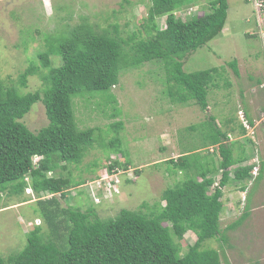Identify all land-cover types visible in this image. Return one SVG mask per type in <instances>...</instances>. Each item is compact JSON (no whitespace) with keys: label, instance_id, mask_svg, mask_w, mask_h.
I'll list each match as a JSON object with an SVG mask.
<instances>
[{"label":"rangeland","instance_id":"obj_1","mask_svg":"<svg viewBox=\"0 0 264 264\" xmlns=\"http://www.w3.org/2000/svg\"><path fill=\"white\" fill-rule=\"evenodd\" d=\"M207 2L197 1L175 15L182 20L201 16L209 9ZM149 5L150 0H0V83L4 88L16 87L20 93L41 89L39 74L45 70L41 69L37 55L45 52L51 66H59L60 58L48 40L77 25H87L95 32L107 31L124 41L131 36L145 39ZM227 5L224 32L183 58L185 73L219 70L215 86L207 90L206 111L193 102L177 104L169 100L163 64L157 61L125 68L118 85L108 93L73 100L76 125L81 130L94 129V143L79 164L62 162L47 174L61 175L70 181L64 198L53 197L58 210L90 209L97 219L107 220L121 209L136 210L143 202L149 206L155 202L163 205V190L184 179L180 170L171 169L168 160L195 152L200 161L206 159L209 168L219 161L216 147L201 145L203 124L211 115L227 133L226 143L231 145L234 158L248 157L238 165H252L256 169L250 180L243 183L245 191H241L239 183L222 189L223 210L218 229L220 233L226 232L228 242L221 244L217 238L202 246L216 249L221 264H264V88L259 85L264 80V49L258 26L261 8L252 0H227ZM156 23L161 29L166 26L164 17ZM233 60L238 76L228 66ZM30 65L38 73L28 77L26 87L21 88L18 78ZM111 96L116 99L115 107L106 102ZM114 108L119 110L115 116ZM241 111L251 122L248 129L240 121ZM21 122L33 133L45 127L42 104H34ZM119 122L122 128L115 131L111 126ZM192 125L195 131L187 130ZM114 138L120 140L119 151L109 148ZM37 160L33 162L37 164ZM114 162L119 167L113 168L117 172L112 176L107 170ZM219 177L216 172V182ZM111 179L116 181L107 191L106 182ZM26 181L27 189L21 194H14L9 188L0 193V256L4 259L24 248L35 227L49 236L40 202L46 203L52 196L30 187L29 177ZM245 209L247 217L227 231L226 227L236 222ZM195 240V235L187 232L180 242L183 251ZM58 247L63 250L66 241Z\"/></svg>","mask_w":264,"mask_h":264},{"label":"trees","instance_id":"obj_2","mask_svg":"<svg viewBox=\"0 0 264 264\" xmlns=\"http://www.w3.org/2000/svg\"><path fill=\"white\" fill-rule=\"evenodd\" d=\"M197 1H208V11L185 20L175 15ZM257 1L264 7V0ZM227 10V0H150L145 39L131 36L124 41L107 31L95 32L87 25H77L48 40L60 58L59 66H51L47 53L37 55L41 69L45 70L39 74L41 89L20 93L16 87L4 88L0 83V193L7 188L14 194L23 193L29 177L30 187L52 196L46 203L40 202L49 236L45 237L41 228L35 227L24 248L6 259L0 256V264H221L218 251L202 245L217 238L221 244L228 242L226 232L220 233L218 229L223 210L222 189L230 183H239L241 191H245L243 183L250 180L254 166L238 165L248 157L234 158L231 145L226 143L227 133L213 116L209 115L203 124L201 145L216 147L219 161L209 168L206 159L200 161L195 152L168 160L171 169L180 170L184 179L163 190L160 196L163 205L155 202L149 206L143 202L138 209H121L107 220L97 219L90 209L82 212L72 207L60 211L53 197L64 198L70 181L61 175L47 174L62 162L79 164L93 146L94 129L77 127L73 100L110 92L118 85L125 68L161 62L169 100L177 104L193 102L206 111L207 90L215 86L219 70L185 73L183 58L221 35ZM161 17L166 25L162 29L156 23ZM228 66L235 76L239 75L235 60ZM37 73L38 69L30 65L19 76V87H26L28 77ZM106 102L116 106L114 96ZM36 103L42 104L47 125L33 133L21 119ZM114 111V116L119 114L118 109ZM111 127L117 131L122 123ZM187 130L195 131V127ZM109 144L110 149L119 151V138ZM34 158H38L35 165ZM116 166L119 167L115 162L110 165L108 173L117 172ZM123 167L126 169L127 164ZM216 172L220 173L217 182ZM48 206L54 209L51 211ZM246 217L247 209L226 227L227 231ZM187 232L193 233L196 240L183 251L180 242ZM65 241L66 247L61 250L58 246L63 247Z\"/></svg>","mask_w":264,"mask_h":264},{"label":"built area","instance_id":"obj_3","mask_svg":"<svg viewBox=\"0 0 264 264\" xmlns=\"http://www.w3.org/2000/svg\"><path fill=\"white\" fill-rule=\"evenodd\" d=\"M252 2H253V4H254L257 8H261V7H262L261 3L258 2L257 0H252ZM238 115H239V117H240V121L242 122V125H244V127L248 129L249 124H248V122L246 121L244 115L242 114V111H241V112H238ZM33 161H34V159H33ZM33 164L35 165L36 162H33ZM255 169H256V168L254 167L253 170H252V173H251L252 175H253ZM112 176H114V174H112ZM115 181H116V180L111 179V180H109V181L106 182V185H107V189H106V190H107V191H109V190H111V189L113 188V186H114V184H115V183H114ZM106 185H105V187H106Z\"/></svg>","mask_w":264,"mask_h":264},{"label":"crops","instance_id":"obj_4","mask_svg":"<svg viewBox=\"0 0 264 264\" xmlns=\"http://www.w3.org/2000/svg\"><path fill=\"white\" fill-rule=\"evenodd\" d=\"M260 16H261V18L259 19V23H258V26H259V38H260V42L262 44V47L264 49V7H261V9H260ZM224 30H225V27L223 28L222 32H224ZM252 35H253V33H252ZM259 85H260V87L264 88V80L260 81ZM263 88H261V89H263ZM262 116H264V112H263Z\"/></svg>","mask_w":264,"mask_h":264},{"label":"clouds","instance_id":"obj_5","mask_svg":"<svg viewBox=\"0 0 264 264\" xmlns=\"http://www.w3.org/2000/svg\"><path fill=\"white\" fill-rule=\"evenodd\" d=\"M35 159V158H34Z\"/></svg>","mask_w":264,"mask_h":264}]
</instances>
